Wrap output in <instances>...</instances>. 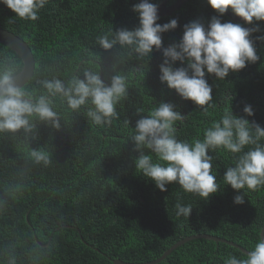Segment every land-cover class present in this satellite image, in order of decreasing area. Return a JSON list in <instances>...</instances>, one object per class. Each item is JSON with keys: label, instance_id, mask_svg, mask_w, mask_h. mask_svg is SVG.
I'll return each mask as SVG.
<instances>
[{"label": "trees", "instance_id": "trees-1", "mask_svg": "<svg viewBox=\"0 0 264 264\" xmlns=\"http://www.w3.org/2000/svg\"><path fill=\"white\" fill-rule=\"evenodd\" d=\"M149 2L159 5L162 0ZM135 4L136 0H49L32 23L17 21L16 14L0 3V28L20 37L32 52L34 73L24 87L35 95L42 91L38 80L55 76L67 81L85 68L99 71L106 84L114 74L129 81L128 95L117 106L119 119L110 126L93 125L83 112L67 110L57 97L60 130L38 124L35 140L0 133V264H112L115 259L143 264L194 235L226 240L247 252L260 239L264 186L247 192L243 204H235L234 197L243 190L223 184L226 167L235 159L232 154L209 152L221 187L207 200L183 192L176 183L166 185L167 191L162 192L136 174L133 160L139 153L128 139L124 120L134 129L137 120L147 116L137 109L170 102L175 111L186 116L183 123L177 122L178 138L192 141L202 138L203 130L219 119L227 106L223 100L230 97L234 115L264 128V41L255 42L260 57L256 63L230 72L224 81L206 74L217 107L205 114L161 83V52L140 59L119 45L110 50L98 45L101 34L139 26ZM213 16L218 13L205 0H189L171 16L157 21L161 25L178 21L175 30L162 34L163 46L179 43L184 25L199 21L207 28ZM219 18L222 23L232 22L224 15ZM239 24H258L260 31L253 33V38L264 36V21ZM0 63L12 64L17 73L22 69L19 57L2 44ZM186 66L180 62L174 65ZM245 106H251L253 116L244 113ZM37 148L50 153L49 166L32 161L29 153ZM178 201L193 207L189 217L176 216ZM229 256L246 258L227 244L192 240L158 264H225Z\"/></svg>", "mask_w": 264, "mask_h": 264}, {"label": "clouds", "instance_id": "clouds-1", "mask_svg": "<svg viewBox=\"0 0 264 264\" xmlns=\"http://www.w3.org/2000/svg\"><path fill=\"white\" fill-rule=\"evenodd\" d=\"M0 3L16 14L17 21L35 23L40 18V10L49 0H0ZM207 3L218 16L212 17L207 28L199 21L184 25L179 43L163 46L162 34L175 30L178 21L172 19L163 25L157 23L160 19L158 5L149 0L133 5V11L139 17L138 27L101 34L97 43L104 50L119 45L140 59L151 57L154 51L161 52V83L208 114L209 109L217 107V103L206 74L224 81L230 72H239L248 64L256 63L260 57L255 42L264 41V36L253 38L252 34L260 31L258 24L244 27L239 23H222L219 17L231 9L248 25L264 21V0H207ZM176 62L186 63L187 66L174 67ZM17 75V69L12 64L0 63V133L21 134L26 139L37 138L38 124L61 129L62 117L55 104L57 97L67 110L83 112L93 125L105 127L119 119L117 106L128 95L129 81L126 76L114 74L110 77V84H106L99 71L92 68L77 72L67 81L55 76L38 80L42 90L39 95L27 90ZM223 101L227 106L219 119L213 120L203 130L202 138L192 141L178 138L177 122L183 123L186 116L175 111V105L170 102L137 109L139 113L147 112V116L137 120L134 129L125 119L128 139L139 153L133 160L136 174L152 181L162 192L167 191L166 185L176 183L183 192L207 200L221 187L213 171L214 157L209 152H227L235 159L226 167L223 184L237 191L243 190L242 195L234 197L235 204H243L247 192L264 186V143H261L264 128L234 115L230 97H225ZM243 111L247 116L254 115L251 106H245ZM29 156L37 165L47 167L52 162L50 153L44 148L31 150ZM2 204L0 201V206ZM192 208L178 201L175 214L189 217ZM261 231L264 232V229ZM225 264H264V237L261 236L254 248L246 253V258L229 256Z\"/></svg>", "mask_w": 264, "mask_h": 264}, {"label": "water", "instance_id": "water-1", "mask_svg": "<svg viewBox=\"0 0 264 264\" xmlns=\"http://www.w3.org/2000/svg\"><path fill=\"white\" fill-rule=\"evenodd\" d=\"M137 3L142 2V0H136ZM189 0H177L174 4L168 6L167 2L168 0H162V2L158 5V16L160 18L169 17L174 12H176L182 5H184ZM207 2V0H205ZM224 16H226L230 21L234 23H243L244 21L242 18L236 16L231 11H227ZM0 44L7 47L9 50H11L16 56L19 57V59L22 61V69L17 75V79L19 82L24 86L26 85L33 76L34 68H35V60L33 58L32 52L29 49L28 45L23 41L20 37L14 35L13 33L6 31L2 28H0ZM101 76V74H100ZM72 229V227H64ZM264 229V227L262 228ZM261 229V230H262ZM264 237V232L260 231V238ZM210 240L217 243H223L227 244L229 246H232L239 251H241L243 254L246 255L248 253L244 249L240 248L239 246L228 242L226 240H222L213 236L208 235H194L187 237L183 240H180L179 242L172 245L169 249H167L160 258L153 262L149 263H143V264H158L159 262L163 261L167 256H169L175 249L178 247L184 245L185 243L192 241V240ZM112 264H132V263H124L118 259H115L112 261Z\"/></svg>", "mask_w": 264, "mask_h": 264}]
</instances>
